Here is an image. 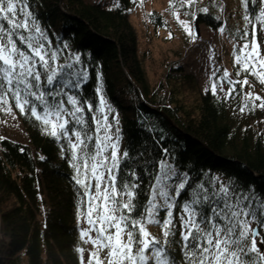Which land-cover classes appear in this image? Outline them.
Returning a JSON list of instances; mask_svg holds the SVG:
<instances>
[{
    "label": "trees",
    "instance_id": "1",
    "mask_svg": "<svg viewBox=\"0 0 264 264\" xmlns=\"http://www.w3.org/2000/svg\"><path fill=\"white\" fill-rule=\"evenodd\" d=\"M170 1L183 16L193 21L197 18L199 24L213 30L223 29L233 46L228 79L242 81L247 74L236 76L240 65L234 55L239 43H244L240 37L245 29L251 40V25L243 19L246 13L242 0H195L194 6H189V0ZM130 2L114 0L107 5L101 0H29L28 10L48 33L53 50H60L57 67L71 63L78 54L85 62L78 68L86 65L90 77H103L105 99L119 119L120 154L128 152L127 167L122 162L121 168L127 176L135 172L133 179L140 178L141 190L145 191V195H138L139 201L147 202L151 193L148 177L158 174L164 155L178 173H187L190 181L209 190L218 191L223 184L240 193L248 188L264 191V108L249 104L240 111L250 91L264 100V84L248 75L251 87L244 85L241 89L237 85L227 99L230 85L226 81L223 91L217 88L215 95L210 87L200 88L199 98L192 105L183 95L182 80L186 78H181L180 66H170L175 71L169 83L158 79L151 86L137 55V35L128 14ZM205 7L207 12L202 11ZM250 10L258 11L255 7ZM151 16L162 23L157 11ZM257 40L259 51H264V33L259 28ZM64 44L70 46L66 51ZM96 83L95 78L90 79L81 94L92 96ZM260 102L256 100L255 104ZM10 106L11 112L0 106V264H81L85 251L78 249H86L80 232L87 205H81L78 186L72 179L74 170L66 162L67 151L61 141L45 134L11 101ZM10 122L21 127L25 141L10 137ZM162 148L168 152L162 154ZM207 207L205 204V211ZM165 215L160 212V217ZM173 223L176 235L169 240L173 248H178L174 243L180 239L176 209ZM145 228L150 238L163 241L161 225L146 223ZM261 240L264 228L256 241L264 254ZM175 255L182 258L180 251Z\"/></svg>",
    "mask_w": 264,
    "mask_h": 264
},
{
    "label": "snow or ice",
    "instance_id": "2",
    "mask_svg": "<svg viewBox=\"0 0 264 264\" xmlns=\"http://www.w3.org/2000/svg\"><path fill=\"white\" fill-rule=\"evenodd\" d=\"M194 4L195 0H189V6ZM242 5L243 19L251 25V40L245 29L240 54L235 56L240 65L236 76L241 72L247 75L242 81L231 80L225 71L208 89L215 95L218 85L223 91L226 81L230 87L225 99L236 92L237 85L241 89L249 85L248 75L264 84V55L257 40V28L264 33V0H242ZM252 7L258 11H251ZM28 9L29 0H0V106L11 112V101L66 149L81 205H87L82 215L89 227L80 232L81 240L94 246L87 264H264V254L256 243L264 228V191L248 188L240 193L223 184L218 191L209 190L190 181L187 173H178L164 155L158 174L148 177L150 196L141 203L137 197L145 191L140 178L133 179L135 172L127 176L121 168L122 162L127 167L128 152L119 154V119L105 99L103 77H90L86 65L78 68L85 64L78 54L71 63L57 67L60 50H53L48 33ZM69 47L63 45L65 51ZM212 75L216 77V72ZM92 78L97 81L92 96L82 95ZM244 100L241 112L249 104L264 108V100L251 91ZM256 100L261 101L259 105ZM161 152L168 150L162 148ZM174 209L180 223V239L174 241L178 248L169 240L176 235ZM161 211L166 215L160 217ZM146 223L162 226L163 241L150 238ZM253 223L256 228L251 227ZM93 232L94 237L90 235ZM260 243L264 246V240ZM177 251L182 258L175 255Z\"/></svg>",
    "mask_w": 264,
    "mask_h": 264
},
{
    "label": "rangeland",
    "instance_id": "3",
    "mask_svg": "<svg viewBox=\"0 0 264 264\" xmlns=\"http://www.w3.org/2000/svg\"><path fill=\"white\" fill-rule=\"evenodd\" d=\"M101 1L107 5L114 2ZM130 3L128 14L137 35V55L142 59L151 86H154L158 79L166 82L171 80L175 70L170 69V66H180L183 68L181 78H186L182 80L185 87L183 95L187 104L192 105L199 98L198 89L211 87L214 79H218L225 71L231 76L233 46L231 47L230 40L222 31L199 24L197 34L193 20L172 8L170 0H131ZM154 10L160 13L162 23H158L151 16ZM189 32L192 35H189ZM241 44L243 43H239ZM239 45L234 56L240 54ZM248 50L250 49L245 51ZM260 52L264 55V51ZM213 72H216V77H213ZM8 130L10 137L25 141L26 137L18 124L10 122ZM120 150L119 142V154ZM88 227L86 219L83 218L81 230ZM90 235L94 237L95 233ZM93 247L92 243L87 242L84 264H87L86 260ZM99 255L101 259L104 258L103 252Z\"/></svg>",
    "mask_w": 264,
    "mask_h": 264
},
{
    "label": "water",
    "instance_id": "4",
    "mask_svg": "<svg viewBox=\"0 0 264 264\" xmlns=\"http://www.w3.org/2000/svg\"><path fill=\"white\" fill-rule=\"evenodd\" d=\"M193 22H194V29H195V32H196L197 34H199V32H198L199 22H198L197 18H195ZM86 198H87V197H86ZM255 228H256V227H255Z\"/></svg>",
    "mask_w": 264,
    "mask_h": 264
}]
</instances>
